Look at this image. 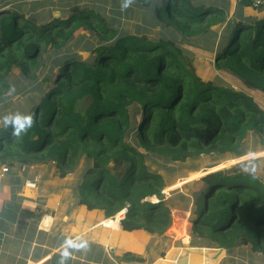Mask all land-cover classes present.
Here are the masks:
<instances>
[{
	"label": "trees",
	"instance_id": "trees-1",
	"mask_svg": "<svg viewBox=\"0 0 264 264\" xmlns=\"http://www.w3.org/2000/svg\"><path fill=\"white\" fill-rule=\"evenodd\" d=\"M142 1L155 2L156 19L169 18L187 37L214 26L221 31L231 8L230 0ZM249 6L251 0L237 3L217 67L264 91V7L251 14ZM27 15L20 7L0 6V94L13 89L14 66L35 82L21 102V114H30L33 123L19 135L11 125H0V161H56L63 169L84 155L93 165L80 185L78 204L92 202L107 218L127 207L124 230L161 234L172 220L163 177L127 142L135 126L140 144L163 149L176 161L215 147L237 150L247 132L264 130V110L253 97L219 78L204 81L170 40L120 34L94 10L76 5L56 17ZM82 30L93 32L95 41L82 44ZM76 49L90 50L91 58ZM133 105L139 112H132ZM200 182L193 231L222 248L251 244L264 253V184L250 174L223 171ZM152 196L161 198L151 202Z\"/></svg>",
	"mask_w": 264,
	"mask_h": 264
},
{
	"label": "rangeland",
	"instance_id": "rangeland-1",
	"mask_svg": "<svg viewBox=\"0 0 264 264\" xmlns=\"http://www.w3.org/2000/svg\"><path fill=\"white\" fill-rule=\"evenodd\" d=\"M238 1H230L229 8H231L228 9L229 19L221 31L219 30L218 32L216 26H214L207 32L193 37L184 35L179 28L180 26L168 23L170 22L169 18L165 22L164 20L156 19L154 14L155 2L149 5L142 0H0V6L5 9L20 7L28 15L45 12L47 16L52 17L68 14L75 5L94 10L99 15V18H103L107 22L117 26L120 34L135 35L137 37L149 38L150 40L164 39L174 42L181 54L192 63L196 73L204 81L218 82L219 78L222 83L230 85L231 88L238 91H243L247 96L253 97L261 110H264V91L246 84L242 78L231 71L217 67L216 54L227 46L231 38L232 23L235 18L234 9ZM125 2H128L127 8L123 7ZM263 7L264 5L259 8L252 5L248 7V11L251 14H260V10ZM81 34L85 35V38L81 40L82 44L95 41L93 32L82 30ZM76 51L82 54L84 59L91 58L90 50L76 49ZM35 74L38 76L37 80L43 78L42 72L37 71ZM30 79L31 77H26L21 73V69L18 66L12 68L9 80L13 89L0 94V125L3 124L4 116L23 113L22 107L25 108V105H22L21 102L25 98L24 92L31 87L30 83L35 84L34 80L30 81ZM131 110L135 113L139 112L136 105H133ZM140 117L138 115V120ZM136 133L135 126L134 130L131 129L127 135V142L143 154L144 164L151 172L163 177L166 187L162 190V195L167 199L165 205L170 207L171 218L173 210L185 211L189 216L190 225H193L196 200L202 186L200 178L211 172L223 171L228 175L238 172L250 174L264 184V130L261 133L252 130L247 132L241 139L237 150H219L216 147L210 150L204 149L200 153L195 152L185 160L178 161L174 160L163 149L158 147L152 149L143 146L140 144ZM28 160L29 163L27 164L18 159L14 165L0 161V181L3 180L6 184L7 181H14L15 178H21L22 180L23 177H26L28 180H34L36 185L28 187L34 189L35 196H42L41 198L37 197V203L33 207L32 213L34 217L35 215L41 217L42 215L50 214L53 218L51 216L45 217V219L50 218L45 224H49L51 221L52 224H63L67 230L76 233L75 229L82 221L80 220L81 215L84 218L86 217L85 220H94L95 215L102 216L104 214V210L96 209L92 205V202H89L91 205L78 204L80 185L86 175L87 169L93 165V162L88 161L84 155L79 156L75 159L74 164L64 166L63 169L57 165L56 161L42 163L41 160H32L30 158ZM62 172H66L64 177H60ZM25 183L26 181L24 180L22 191L25 188ZM38 183L43 185L44 191L57 190L56 188L62 187L60 192L61 202L59 200L60 196L50 198L47 196L48 192H45V196L41 194ZM3 190H6V187ZM11 190L12 197L8 205L12 200H16L17 194L20 196L24 193L20 188L18 190L12 188ZM30 192L34 195L32 190ZM160 198L161 196H152L149 200L151 202H158ZM9 207H6V209ZM123 209H127V207ZM122 211L124 210L118 211L113 215L114 218L105 220V226L108 229H112V233L114 232L115 236L124 230L121 221L125 218L127 211L119 215L118 213ZM119 217H122V219L118 221ZM115 221L120 226L116 229L112 227ZM81 225L84 228L83 221ZM169 228L164 233L154 234H157L159 238H166L165 236L169 232ZM114 235H112L113 238H115ZM131 235L128 234V236ZM248 249L251 255L248 256L247 253H243L244 259H251L253 264H264L262 262L264 260L263 252L259 253L255 251L254 253L250 248Z\"/></svg>",
	"mask_w": 264,
	"mask_h": 264
},
{
	"label": "crops",
	"instance_id": "crops-1",
	"mask_svg": "<svg viewBox=\"0 0 264 264\" xmlns=\"http://www.w3.org/2000/svg\"><path fill=\"white\" fill-rule=\"evenodd\" d=\"M24 180V193L17 194L16 200L8 205L11 189L20 188L22 191ZM34 185V180L26 177L22 180L15 178L6 184L0 181V264H59L65 251L69 253L66 264H253L251 259L243 258V253L251 255L248 248L255 253L251 244L222 248L211 239L195 233L188 214L180 210L172 211V223L166 238H159L143 229L125 231L122 227V232L115 236L112 229L105 226V220L114 216L107 218L105 213L95 215L94 220H85L86 217L81 215L84 228L81 221L75 226L76 233L67 230L63 224H52V221L45 224L50 219L45 217L50 214L34 217L32 213L37 197H42L35 196L34 189L28 187ZM42 186L38 183L44 196L45 192L50 198L61 194L62 187L44 191ZM59 200L61 202V196ZM112 227L120 226L115 221Z\"/></svg>",
	"mask_w": 264,
	"mask_h": 264
},
{
	"label": "clouds",
	"instance_id": "clouds-1",
	"mask_svg": "<svg viewBox=\"0 0 264 264\" xmlns=\"http://www.w3.org/2000/svg\"><path fill=\"white\" fill-rule=\"evenodd\" d=\"M124 8L128 7V2L123 4ZM4 126L7 127L8 125L12 126L13 134L19 135L22 131L26 128L31 127L33 123L32 116L30 114H14V115H6L3 117ZM69 253L67 251L61 254V258L59 264H66L67 258Z\"/></svg>",
	"mask_w": 264,
	"mask_h": 264
},
{
	"label": "built area",
	"instance_id": "built-area-1",
	"mask_svg": "<svg viewBox=\"0 0 264 264\" xmlns=\"http://www.w3.org/2000/svg\"><path fill=\"white\" fill-rule=\"evenodd\" d=\"M251 2H252V5L257 7V8H259V7L264 5V0H251ZM126 211H127V209H126ZM121 219H122V217H119L118 221L121 220Z\"/></svg>",
	"mask_w": 264,
	"mask_h": 264
}]
</instances>
